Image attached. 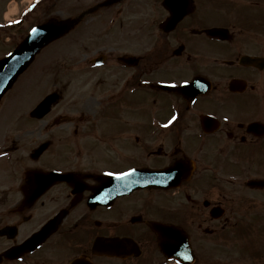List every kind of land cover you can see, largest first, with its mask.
<instances>
[{"label": "flooded vegetation", "instance_id": "obj_1", "mask_svg": "<svg viewBox=\"0 0 264 264\" xmlns=\"http://www.w3.org/2000/svg\"><path fill=\"white\" fill-rule=\"evenodd\" d=\"M82 1L61 158L0 150V264H264V0Z\"/></svg>", "mask_w": 264, "mask_h": 264}, {"label": "rangeland", "instance_id": "obj_2", "mask_svg": "<svg viewBox=\"0 0 264 264\" xmlns=\"http://www.w3.org/2000/svg\"><path fill=\"white\" fill-rule=\"evenodd\" d=\"M68 2L67 0L58 3L52 1L42 2L35 8L31 17L29 16V19L26 20L24 27L34 24L39 20L44 21L48 18L69 16L70 5ZM18 38L19 35L12 40L16 41ZM13 47V42L0 40V57L9 52ZM73 49L72 32L49 44L36 56L34 62L19 76L14 86L0 101V144L4 147L11 146L10 153L14 158L18 156L22 157V154L27 155L25 157H29V159L61 158L60 155L56 154L55 150V146L58 147L60 143L54 140V128L51 131H44L42 122L47 120V117L29 121L28 111L40 97L48 93V90L53 87L50 77L57 74L65 75L63 73L65 68L61 67V65L66 66L69 64ZM74 57L80 59L83 58V54L77 52ZM67 81L70 82V79L67 78ZM23 125H26V128H29V130L21 129ZM5 132L6 134L3 135L2 133ZM45 137L51 139L50 146L43 153L34 155V148ZM143 157L144 155H142ZM120 162H124V160ZM0 179L7 181L8 178L0 177Z\"/></svg>", "mask_w": 264, "mask_h": 264}, {"label": "water", "instance_id": "obj_3", "mask_svg": "<svg viewBox=\"0 0 264 264\" xmlns=\"http://www.w3.org/2000/svg\"><path fill=\"white\" fill-rule=\"evenodd\" d=\"M72 24L73 20L68 19L59 23L49 21L36 26L9 55L0 59V98L12 85L17 75L30 63L35 53L47 42L68 31ZM34 29L35 31H33ZM44 108L45 105H39L33 110V114L40 116L44 113ZM51 177V180L56 179L54 176ZM36 241H38V237L33 241L34 244ZM23 248L25 249V247L21 249Z\"/></svg>", "mask_w": 264, "mask_h": 264}, {"label": "snow or ice", "instance_id": "obj_4", "mask_svg": "<svg viewBox=\"0 0 264 264\" xmlns=\"http://www.w3.org/2000/svg\"><path fill=\"white\" fill-rule=\"evenodd\" d=\"M33 31H35V29H34ZM185 83H187V81H185ZM172 119H173V120H175V119H176V117L174 116ZM227 119H228V118H227V117H225V120H227ZM109 175H115V174H113V173H109ZM122 175H125V174H122ZM186 259H189V260H191V259H192V257H191V256H188V257H186Z\"/></svg>", "mask_w": 264, "mask_h": 264}]
</instances>
